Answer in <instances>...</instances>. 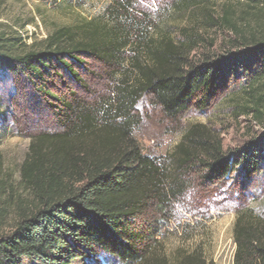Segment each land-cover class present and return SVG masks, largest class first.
I'll use <instances>...</instances> for the list:
<instances>
[{
	"label": "trees",
	"instance_id": "1",
	"mask_svg": "<svg viewBox=\"0 0 264 264\" xmlns=\"http://www.w3.org/2000/svg\"><path fill=\"white\" fill-rule=\"evenodd\" d=\"M213 3L218 9L210 13ZM128 4L111 0L102 17L59 27L38 46L0 31V62L18 63L35 80L56 64L79 81L71 64H82L83 55L119 69L127 47L144 57L130 58L132 80L124 73L117 79L113 105L100 104L105 115L99 133L92 131L96 118L89 106L66 103V131L33 136L16 180L0 173V264H73L100 256L121 264H165L154 256V245L173 204L188 193L187 178L222 184L233 173L246 180L264 170V141L230 156L202 123L190 125L172 153L146 155L132 137L130 114L148 93L176 122L192 109L206 110L242 72L235 107L264 128V0L174 1L177 12L200 9L205 26L229 34L230 49L242 50L203 54L197 62L190 54L198 35L184 27L176 40L159 28L158 36L141 41L146 28L131 23ZM116 118L121 122H108ZM233 240L234 264H264V216L237 209ZM178 264L204 262L191 254Z\"/></svg>",
	"mask_w": 264,
	"mask_h": 264
},
{
	"label": "rangeland",
	"instance_id": "2",
	"mask_svg": "<svg viewBox=\"0 0 264 264\" xmlns=\"http://www.w3.org/2000/svg\"><path fill=\"white\" fill-rule=\"evenodd\" d=\"M110 1L7 0L0 5V31L20 37L27 46H38L59 27L102 17ZM174 1L128 0L131 23H141L140 27L146 28L141 41L158 36L159 28L176 40L182 39L181 29L185 27L200 37L190 54L192 62H197L203 54L225 55L228 50H237L230 49L229 34L203 24L206 20L200 9L177 12L173 10ZM218 5L213 3L210 13ZM123 52L118 59L123 64L121 71L107 67L90 55L79 56L82 64L72 62L71 65L80 82L56 64L44 71L41 79L35 80L18 63L0 62V173L9 172L16 180L33 136L66 131L69 123L65 118L70 115L66 103L89 106L96 118L92 131L99 133L104 123L101 118L105 115L100 104L105 108L113 105V87L124 74L131 82L130 58L137 54L144 59L135 46ZM114 72L117 73L114 75ZM239 77L206 110L192 109L176 122L164 117L148 93L142 94L130 111L135 121L132 137L144 154L153 157L172 153L186 129L195 123L205 124L217 133L230 156L263 142L264 128L239 115L235 107L245 83L242 72ZM108 122L118 124L121 119ZM185 183L188 193L173 204L174 213L163 224L162 235L154 245V256L165 264H178L182 256L191 254L200 256L204 264H234L236 210L245 206L264 216V170L246 180L233 173L222 184L201 182L193 177ZM73 264L121 263L115 258L100 256Z\"/></svg>",
	"mask_w": 264,
	"mask_h": 264
}]
</instances>
